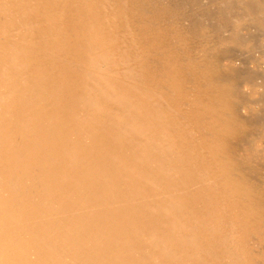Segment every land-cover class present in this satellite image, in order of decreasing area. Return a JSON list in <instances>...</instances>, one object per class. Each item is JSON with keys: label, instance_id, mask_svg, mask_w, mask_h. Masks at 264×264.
I'll use <instances>...</instances> for the list:
<instances>
[{"label": "bare ground", "instance_id": "1", "mask_svg": "<svg viewBox=\"0 0 264 264\" xmlns=\"http://www.w3.org/2000/svg\"><path fill=\"white\" fill-rule=\"evenodd\" d=\"M204 1L0 0V264H264V68L244 99L230 52L264 0Z\"/></svg>", "mask_w": 264, "mask_h": 264}, {"label": "rangeland", "instance_id": "2", "mask_svg": "<svg viewBox=\"0 0 264 264\" xmlns=\"http://www.w3.org/2000/svg\"><path fill=\"white\" fill-rule=\"evenodd\" d=\"M204 2H207L206 4V6L208 7V9L207 10H205L204 12H203V15H204V18H206L208 21H209V23H210V21L211 22H215L216 23V21L217 20H219V19H216V17L218 16V14H217V11L215 10V8H217L218 7V3H216V2H214L213 0H205ZM240 3V1H238V3L237 2H235V5H233V9L232 10H228L227 12H224V13H227V14H230V17H233V16H238V14H239V9L242 7V4H239ZM241 3H242V1H241ZM239 4V5H238ZM237 5V6H236ZM240 6V7H239ZM231 11V12H230ZM230 12V13H229ZM222 11H221V15L222 14H224ZM215 16V17H214ZM239 16H240V14H239ZM216 19H214V18ZM225 19V18H224ZM225 21H226V19H225ZM231 21V20H230ZM220 22V24H221V22L222 21H218L217 23H216V25H218V23ZM224 23V22H223ZM254 24H256V22L254 21ZM215 25V26H216ZM249 26V25H248ZM255 26H257V25H255ZM253 26L252 25H250V27H249V29L248 30H246V32H245V34H246V36H248L250 39L251 38H253L252 40L254 41V44L252 45V47L251 48H254V50H255V48H260V44L263 42V40H264V37H263V32H261V29L259 28H252ZM258 29V30H257ZM222 29L220 28L219 29V32H223V30L221 31ZM250 30V31H249ZM254 31V32H253ZM236 34H238V36H235V37H239L240 36V38H244V37H242L240 34H242L241 32H239L238 33V30H236ZM253 32V34H251ZM250 33V34H249ZM249 34V35H248ZM255 35H256V37H255ZM258 37V38H257ZM262 37V38H261ZM239 38V40L241 41V43H242V46H244V44L243 43H245V44H247L248 45V43H246V42H244V40L245 39H240ZM237 40H238V38H237ZM238 40V41H239ZM243 41V42H242ZM260 41H261V43H260ZM251 44V43H250ZM256 44V45H255ZM259 44V45H258ZM247 45H246V48H247ZM258 45V46H257ZM241 46V45H240ZM241 46V49H240V47H232L231 49H230V52H231V54L232 55H234V56H232L234 59H235V64H236V66H237V69H238V78H239V80H240V78H241V84H239V93L241 94V97L242 98H244V99H246V98H249V93H248V91H249V87H248V85H246V84H242L243 83V79H244V76L245 77H248V78H251V79H256L257 78V75H259V78H257L256 80H259L260 81V78L263 76V72H262V69L264 68V59H263V57H261L259 54H257L256 53V51H254V54H252L253 52H252V50H251V48L250 49H248V50H245V48H243ZM245 47V46H244ZM242 48L244 49V50H242ZM260 50V49H259ZM240 53V54H239ZM248 53V54H247ZM236 54V55H235ZM259 55L258 56V59H257V55ZM253 56V57H252ZM250 57H252V58H250ZM243 61H242V60ZM254 60V61H253ZM260 60V61H259ZM263 60V61H262ZM241 61V62H240ZM246 61V63H244ZM256 61V62H255ZM239 62L241 63V64H239ZM249 62V63H248ZM262 62V64H260ZM243 64H245V65H243ZM257 64H258V66H259V64H260V67H258L257 66ZM240 65V66H239ZM242 65L243 66H245L244 68H243V70H242ZM249 65V66H248ZM257 66V68L255 67V66ZM249 67V70H250V73H251V75H249V70H248V68L247 67ZM239 67H241V68H239ZM247 70H246V69ZM254 71V72H258L257 74L256 73H253V72H251L252 70ZM245 69V70H244ZM257 69H259V71H261V72H259V71H256ZM245 71H247V72H245ZM264 71V70H263ZM239 72H240V74H239ZM241 72L243 73V72H245V73H243V74H241ZM247 75H249V76H247ZM253 75H255V76H253ZM253 76V77H252ZM256 77V78H255ZM240 83V82H239ZM248 87V88H247ZM247 88V89H246ZM245 89H246V91H245ZM245 91V92H244ZM248 93V94H247ZM263 94H264V91H263V93H262V95L261 96H258L257 97V100H259L262 96H263ZM259 98V99H258ZM263 99H264V96L262 97ZM262 98H261V100H262ZM253 99V98H252ZM251 99V100H252ZM255 98L252 100V101H254V102H256L257 101ZM254 106L256 107V105L254 104ZM241 107V106H240ZM242 110V111H241ZM257 110V109H256ZM260 110H262V112H261V114L264 112V109H261L260 108ZM258 111V110H257ZM240 112L242 113V115L244 114V115H248V113L249 112H247L246 110H243V108L242 109H240ZM245 112H246V114H245ZM264 117V115L262 114V115H260V113H259V116H257L256 117V119H262ZM252 158H254V159H257L258 158V156L256 155V154H253L252 155Z\"/></svg>", "mask_w": 264, "mask_h": 264}]
</instances>
